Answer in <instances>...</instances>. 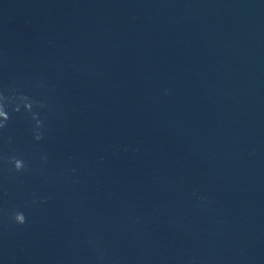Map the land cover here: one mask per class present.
<instances>
[{
  "label": "water",
  "instance_id": "water-1",
  "mask_svg": "<svg viewBox=\"0 0 264 264\" xmlns=\"http://www.w3.org/2000/svg\"><path fill=\"white\" fill-rule=\"evenodd\" d=\"M11 89L0 264H264V0H0Z\"/></svg>",
  "mask_w": 264,
  "mask_h": 264
},
{
  "label": "clouds",
  "instance_id": "clouds-1",
  "mask_svg": "<svg viewBox=\"0 0 264 264\" xmlns=\"http://www.w3.org/2000/svg\"><path fill=\"white\" fill-rule=\"evenodd\" d=\"M43 107V104H40L17 89L0 91V132H3L9 127V121L12 119L13 114H18L23 111V113L34 122V126L31 130L34 140H42L45 135V124L44 121L40 119L39 113L34 111V109ZM9 142H11L10 137ZM125 151H127V149H125ZM0 159H3L5 163L10 166L8 169L10 173H23L30 168L29 162L26 161L22 155L16 154L15 152ZM40 159L43 163H47L48 158L46 154H42ZM73 171L75 170L73 169ZM37 202L45 204L47 199H39L37 201L34 196L32 203ZM8 215L11 222L15 225L22 226L27 223V217L21 209H13Z\"/></svg>",
  "mask_w": 264,
  "mask_h": 264
}]
</instances>
